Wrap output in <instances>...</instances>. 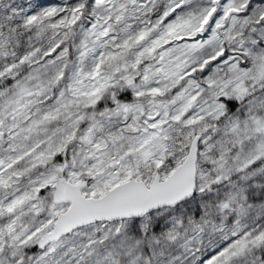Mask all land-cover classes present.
I'll return each mask as SVG.
<instances>
[{"label":"snow or ice","instance_id":"snow-or-ice-1","mask_svg":"<svg viewBox=\"0 0 264 264\" xmlns=\"http://www.w3.org/2000/svg\"><path fill=\"white\" fill-rule=\"evenodd\" d=\"M0 264H264V0H0Z\"/></svg>","mask_w":264,"mask_h":264}]
</instances>
